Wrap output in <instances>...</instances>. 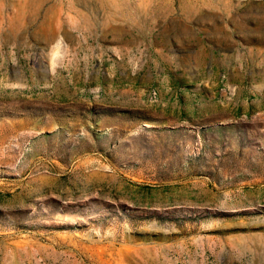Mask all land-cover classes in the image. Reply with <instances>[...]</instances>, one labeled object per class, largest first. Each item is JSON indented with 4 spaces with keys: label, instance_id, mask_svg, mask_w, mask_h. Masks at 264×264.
I'll use <instances>...</instances> for the list:
<instances>
[{
    "label": "rangeland",
    "instance_id": "1",
    "mask_svg": "<svg viewBox=\"0 0 264 264\" xmlns=\"http://www.w3.org/2000/svg\"><path fill=\"white\" fill-rule=\"evenodd\" d=\"M0 264H264V0H0Z\"/></svg>",
    "mask_w": 264,
    "mask_h": 264
}]
</instances>
